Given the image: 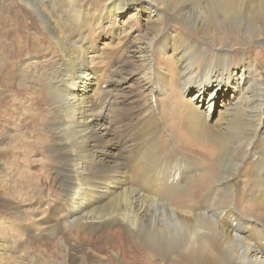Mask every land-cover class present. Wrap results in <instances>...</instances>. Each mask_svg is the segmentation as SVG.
Listing matches in <instances>:
<instances>
[{"label": "bare ground", "instance_id": "6f19581e", "mask_svg": "<svg viewBox=\"0 0 264 264\" xmlns=\"http://www.w3.org/2000/svg\"><path fill=\"white\" fill-rule=\"evenodd\" d=\"M8 1L0 0V84H4L0 93L33 108L34 112L25 106L24 112L31 117L33 133L46 129L52 134L48 151L55 153L59 165L53 169L50 183L44 185L59 189L70 208L64 218L59 207L47 211L41 201L28 200L35 202L33 209L42 212L44 219H13L15 225L29 222L26 241L19 240V231L10 232L14 230L10 224L0 220V234L7 237L1 245L5 249L0 252V264H6L8 258L9 264H264V59L260 49H245L242 58L233 52L234 45L250 47L255 40H264V0H102L103 6L93 12V0H21L41 26V32L31 36L30 52L43 55L55 48L59 55L43 61L45 66L49 64L47 69L37 68L31 76L19 64L11 65L21 55H11L9 47L16 54L27 47H23L22 30H17L20 20L12 25L9 19L18 14L19 7ZM129 15L147 20V30L127 51L121 78L107 84L104 93L109 103L102 106L105 102L99 105L91 98L99 74L87 65L91 59L87 63L81 60V56H90L74 36L89 25L104 22L112 24L113 35L108 40L114 39L123 32ZM175 17L189 20L208 42L219 47L214 63H202L201 46L188 40L186 33L170 28ZM257 23L262 26L256 27ZM243 32L244 38L239 37ZM41 36L44 41L37 38ZM8 40L16 41L8 44ZM47 44L51 46L47 48ZM156 46L166 55L161 60L170 76L178 68L184 83L188 78L194 80L184 87L189 99L176 96L173 105L163 107L164 119L160 117L168 123L176 145L167 149L162 120L149 115L137 128L139 143L133 142L136 145L128 152H118L127 127L121 121L127 115L141 116L145 110L134 105L137 92L126 91L129 77L137 74L141 91L158 93L150 74ZM41 47L45 49L40 51ZM90 48L98 50V44ZM10 85L29 90L27 98L11 96L14 87L4 90ZM234 91H240L239 101L225 103L230 107L224 108L228 117L214 114L209 120L216 100L224 92ZM3 99L1 96L0 104L15 106ZM38 101L50 103V114ZM150 111L147 108L146 114ZM110 115L118 124L114 130L120 139L105 124ZM12 136L8 133L9 140ZM42 141L37 143L46 146ZM27 143L18 137L13 151ZM181 148L201 155L195 159L203 162L201 166L174 152ZM21 151L31 150L23 147ZM7 155L0 151L2 169ZM218 165L222 167L220 176ZM14 168L19 175L18 167ZM1 188L0 207L15 209L18 217H24L27 208L9 196L13 192L8 185Z\"/></svg>", "mask_w": 264, "mask_h": 264}, {"label": "rangeland", "instance_id": "374dc122", "mask_svg": "<svg viewBox=\"0 0 264 264\" xmlns=\"http://www.w3.org/2000/svg\"><path fill=\"white\" fill-rule=\"evenodd\" d=\"M101 1L102 0H93V3L90 6V12H93L96 9L103 6ZM9 2H11L12 6H14L16 8L19 7L18 14H14V15L9 16V19H10V21H12V25L17 24V23H15L16 19L20 20L19 25L17 27V30H22V32H23L22 38H24L23 39V47H27L25 49V51H21V52H18L16 54L15 49L13 47L11 48L8 46L11 50V53H12L11 55H14V54L17 56L21 55V57H19L15 61L14 64H12L10 61L11 65L16 66L19 64V67H21L23 69H28L30 76L35 72V70H37V68L38 69L41 68L42 70H44V68H45V70H46L47 69L46 67H48L49 64H47L45 66V64H43V61L47 62V60L50 58L58 59L59 55H58L56 49L53 47L54 49L51 48L50 52H44V53H42L43 55L36 53L37 55L34 56L33 53L30 52V48H32L30 39H31V36H34L35 34L38 35L41 32V26H40L39 22H37V20L34 18V15H32L33 13L31 12V10L28 7H26L24 4L21 3L22 2L21 0H9L8 3ZM12 6H10V7H12ZM144 16H147V12L144 13ZM23 17H24V19H23ZM148 23L149 22L145 19L140 20V19H137L133 15H129L125 19V24L123 25V32L118 37H114V39L112 38L113 40L112 39L108 40L110 38V34L112 33L111 35H113L112 24L111 23H104V22L100 23L99 25H93V26L89 25L86 28H84L83 30L77 32L76 35L74 36V40L77 42V44L80 46V48L85 50L87 56H90V58L89 57L87 58L86 56H81V60L85 59L84 61L87 63V60L91 59L92 62L87 63V65L89 67H91L90 68V70L92 69L91 71L98 72V74H99V78H100L99 85L92 87V89L94 91L92 92L93 96L91 97V98H93V100L98 102L99 105H102L103 102H105L102 106L107 107L109 102L105 101V98L107 97V95L104 93V90L109 89L108 85L111 84L110 83L111 81H118L121 78V74H120V71L122 68L121 66L123 65V63L126 62L127 51L131 50V46L134 45V43L139 39L141 34H143L147 30ZM261 26H262L261 23L256 24V27H258V28H260ZM171 27L173 28V31H180V34L186 33L188 38H189L188 40H190L192 43H196V44H199L201 46L202 50H200V51L202 52V56H203L201 59L202 63H205V62L214 63L217 55L219 54L218 53L219 47L215 46V45L213 46V42H208V40L205 37H203V35L200 34L196 30L193 23L189 22V20H187L185 18H182V17L176 18L175 17L174 22L172 23V25H170V28ZM7 30L9 31L11 29L7 28ZM238 35H239V37L244 38V32L242 34L239 33ZM3 37L6 38L9 36L3 35ZM10 37H13V36H10ZM37 38L41 41L45 40V36H43V38H42V36L37 37ZM230 39H235V36L230 37ZM5 41L6 40L3 39L4 43L3 42L2 43L4 45H5ZM15 41L9 42V40H8V44H10V43L15 44ZM27 43H30V45L28 46ZM93 43L98 44V50H93L90 48V46L93 45ZM108 45H110V46H108ZM111 45L113 48L111 47ZM233 45H234V42L232 43V46ZM50 46H51V44H49V45L47 44V48ZM222 47L220 49H222ZM233 47H234L233 52L235 54H237L240 58L243 57L242 55H243L244 51H246V50L253 51L255 49V51H257L260 49L262 51L263 55H261V56L259 55V56L261 59H264V40L263 39L255 40L253 45H251L250 47L249 46H244V47L237 46V48H236L235 45ZM12 49H14V50H12ZM42 49H45V48L41 47L40 51H42ZM47 51H48V49H47ZM160 52H161L160 46H156L153 49V57H152L153 63L151 65V69H150V71L152 70L150 73L152 75L151 81L153 82L156 89L158 90V93L154 94L152 92L153 94L151 93V95H150L145 91H141V87L139 85H137L139 80L138 79L135 80L138 77L137 74L133 75L134 78H133V76L129 77L130 81H129V85L127 86L126 91L131 89V92H137L138 95H136V101H135L136 103H134V105L139 104L140 106H144L145 110H144V113H142L143 115L141 114V116L139 115L136 117H133V116L130 117V115H127L125 118H123V121H121V123H124V122L127 123V127H126V133L123 137V142H122L124 144H119V147H121L120 149L122 151L118 150V152H124V151L128 152L130 150V147H133L134 145L139 143L140 138L137 136L138 135V129L137 128H139L140 125H142L143 119H145L144 117L149 116V115L153 117V115H154L153 118L157 117V119L159 121H161L162 119H164V115L166 114L163 110V107L173 105L176 96L177 97H183L185 100L189 99V95L187 93H185L184 87L186 86V83L189 81H191L193 84L194 80L192 78H188L187 81L184 83L183 77H180V72H179L178 68H175L176 72L170 76V74L167 71H165L166 70L165 63L162 61L164 59V57L166 58V55H165V53H160ZM206 52H207V54H206ZM54 53H56V54H54ZM10 56H8L6 59H8ZM161 58H162V60H161ZM240 58H238V59H240ZM236 62L238 63V61H235L234 64H237ZM29 67H32V71H30ZM108 67H109V69H108ZM110 69H111V71L114 72L112 75L108 71ZM116 71L118 73H116ZM19 73H20V71H19ZM121 73H122V71H121ZM253 73H252V78L258 82H261L260 81L261 78H259L258 75H254ZM162 74H163V76H162ZM109 75H110V77H109ZM125 75H127V73ZM139 77L141 80L142 77L141 76H139ZM152 77H153V79H152ZM257 79H259V80H257ZM225 80H228V79L225 78L224 81ZM175 82H177V83L174 84ZM1 85H4V84L1 83L0 86ZM33 85H35V84H33ZM38 85H39V87H41L40 82ZM13 87H14L15 91H12ZM4 90L12 91V92H10V95L11 96L15 95L17 98L21 97V96H26V98H27V91H29V90H26V88H25V90H23L22 86H19V85H10L9 88H5ZM72 90H73V88H72ZM32 91H35V88H32ZM239 93H240V91L224 92L220 96V98L218 100H216V102L214 103L213 109L210 112L208 119L211 120L213 118L214 114L215 115H221L223 117L222 119L227 118L228 115L224 111V108H230V107H226L225 103L229 102L232 105L237 103L239 101L237 98V95ZM247 94H248V90H247L246 95ZM5 95H6V93H0V98H1V96H4L3 100H9L10 101L9 104H13L15 106L19 105L16 103V101L13 102L12 97L10 98L9 96H5ZM150 98H151V100H150ZM157 98L159 99V101ZM38 105L40 107L43 106L42 110L45 113H47V112L49 113V107L48 106H51L50 103H48L47 101H42V102L38 101ZM156 105H159V106H156ZM15 106L0 104V151L8 154L7 158L4 159L5 169H2L3 162L0 161V192L3 191V188H1L2 185H5V184L8 185L9 188L11 189L10 191L13 192L11 195H10V192H8L9 196L13 199L15 198L21 205H24V207L27 208V210L25 213L22 214V216H24V217H18L16 215L17 210L9 208V207H0V220L4 219V222H3L4 224H10L11 228L14 229L13 231H10V232L16 233L19 231V233H21V234H19V233L16 234V236L19 238V240L23 239L24 241H26L28 239V237H27V234H24L25 228H26L25 226H26V223H29V222H21L20 221L22 224L18 223L17 225H15L16 223L12 222L13 219H15L16 217L18 220H26V218H29V217L32 218L33 220H36V221L37 220L42 221L44 219V216L41 214L42 212L37 213L35 211V209H33V206H34L33 203H35V202L30 203L29 201H31V200L41 201L42 204L44 203L42 208L43 209L47 208L46 209L47 211L48 210L50 211V208L53 206L59 207L62 211V214L64 213L62 215L64 218L67 216L66 213L70 208V201H68V199L64 196V194L62 192H60L59 189H57L55 186H52L50 184L51 187L49 185L50 188L47 189V188H45V185H44V184L47 185V183L48 184L50 183L49 177H50V175H53V171H54L53 169H55V167L59 165L58 161L53 157V156H55V153L48 151V148L51 149V146H52V140L49 143V139L50 138L52 139V134L48 133L46 131V129H45V132L40 133V134L33 133V124L31 122V117L28 114L24 115V112H26L25 106L27 109H29L32 112H34L33 108L31 106H28L27 102L23 105H19L18 107H15ZM108 108H109V110H111V106H109ZM147 108H151V110H152V111H150L151 114H146ZM156 108H157V110H156ZM220 110H223V111H220ZM214 111L216 113H214ZM158 112H160V113L156 114ZM10 113H13L14 116L13 117H10L9 115L7 116V114H10ZM137 117H139V118H137ZM160 117H162V119ZM108 118H109V116L105 119V121H106L105 124L106 125L108 124L109 127L112 128V130L116 133L117 137L116 136L115 137L117 139H120L119 134L117 133L116 130H114L116 125H118V124L113 122V118L111 117V115H110L111 119L110 118L108 119ZM133 120L136 122H134ZM161 122H163V123H161V125L164 126L163 127L164 134H166V139H167V142L169 144V145H167V149L171 151L172 147L176 145V141L174 139V136H172L173 134H172L171 130L168 129V123L164 122V120H162ZM219 123L222 124V121ZM241 123H244V121L241 120ZM42 124H43V122L38 121V125H42ZM114 125H115V127H114ZM167 129H168V132H167ZM8 133L13 134V136L10 137V140L8 137ZM129 133H130V137H129ZM131 135H132V137H131ZM18 137H20L24 140H27L29 143L20 144L18 146V148L15 149V151H13L14 146H15V142H16ZM113 137L114 136L112 135V138ZM40 138L43 139L42 142L46 146H42L41 144L37 143V141H39ZM124 138L126 141L124 140ZM135 139H136V142H135ZM133 142L136 144H134ZM122 146H123V148H122ZM23 147H26L31 151H21V149ZM174 152L177 153L179 157H184L187 160L190 159L192 161L197 162L199 166H201L200 163H203L202 161L195 160V159H199L197 157H201V155L194 153V152H190V151L186 150L185 148H181V149L174 151ZM38 153H40V154H38ZM127 155H129V154H127ZM14 165L16 167H18V169L20 171L19 175H18L17 170L14 168ZM190 166H193V165H190ZM217 168H218V172H219V176H220V174H222L221 173L222 167H221V165H218ZM184 175H186V174L184 173ZM244 179H245V177H243L242 181L240 182V185H241V183H242V185H244ZM41 187L44 189L43 192H41L39 190V188H41ZM32 196H34V197H32ZM221 196H222V194L218 198H221ZM47 197H49L50 199ZM200 200L201 199H199V201ZM2 216L3 217L5 216V217L2 218ZM63 217H62V219H64ZM20 225H22V226H20ZM17 226L19 228H17ZM22 230H24V231H22ZM10 237H11V235H10ZM4 240H7V237H4L0 234V248L2 249V250L0 249L1 250L0 252H3L5 249L3 246H1L5 242ZM58 240L60 242L65 241L61 238H58ZM65 248H66V245H65ZM25 251L27 253H30L31 249L29 248V249H26ZM28 256H29V254H28ZM9 260H10V258H8V261H7V259H5V261H6L5 263L9 264L11 261V260L10 261Z\"/></svg>", "mask_w": 264, "mask_h": 264}]
</instances>
